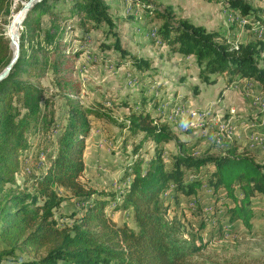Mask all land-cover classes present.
I'll return each instance as SVG.
<instances>
[{
  "label": "trees",
  "instance_id": "16d2710c",
  "mask_svg": "<svg viewBox=\"0 0 264 264\" xmlns=\"http://www.w3.org/2000/svg\"><path fill=\"white\" fill-rule=\"evenodd\" d=\"M142 5L152 17L161 18L156 29L162 44L173 53L193 56L202 82L214 84L220 76L228 87L237 78L255 80L264 95V37L251 38L256 22L264 27V9L254 8L249 0H210L226 5L244 20L245 42L230 41L225 32L209 30L170 10H160L151 0H130ZM11 0H0V71L11 58ZM106 24L115 40L102 41L120 57L129 56L137 69L148 66L121 46L107 0H39L30 7L19 32L20 56L9 74L0 81V264H205L192 257L205 248L200 230L191 238H181V222L168 216L162 193L170 189L175 201L184 196L201 201L208 190L213 203L212 215L222 209L228 223H242L251 229L256 198L264 197V155L248 146L231 142L214 153L211 146L199 155L194 146L178 140L167 122L150 110L129 111L119 124L131 134H141L132 148L129 183L117 197L86 187L81 180L83 150L89 132L90 116L101 117L97 108L72 103L65 95L69 112L63 130L56 137L55 153L39 174L16 182L23 152L30 146V135L46 132L55 117L52 96L42 84L79 92L73 78L71 59L79 55L69 45L75 28L85 32ZM196 90V88H195ZM174 141V150L165 145ZM145 142L153 151L144 157ZM148 150H145L147 153ZM70 197L93 198L70 225H60L56 210ZM220 206V207H219ZM219 207V208H218ZM129 209L133 226L117 224L107 210ZM218 225V224H217ZM221 228V225H218Z\"/></svg>",
  "mask_w": 264,
  "mask_h": 264
},
{
  "label": "rangeland",
  "instance_id": "374dc122",
  "mask_svg": "<svg viewBox=\"0 0 264 264\" xmlns=\"http://www.w3.org/2000/svg\"><path fill=\"white\" fill-rule=\"evenodd\" d=\"M107 1L116 25L112 31L116 29L118 32L121 46L143 58L148 66L137 69L129 56L120 57L118 50L104 48L102 41L110 44L115 40L106 24L89 32L76 27L72 33L81 35L83 39L71 40L69 47L80 53L69 64L75 68L73 78L79 84V92L52 86L49 83L50 72L42 79L47 95L53 98L55 117L48 131L30 135V146L23 152L15 174L17 183L41 173L55 153L56 137L63 130L69 112L62 92L71 97L72 103L92 106L103 114L101 117H89L81 180L86 187L114 192L117 197L129 183L125 171H129L135 158L132 148L141 137L140 133L131 134L119 126L129 111L125 103L136 112L148 109L159 116L176 132L178 140L194 146L195 155L208 146L218 153L221 147L231 142L248 146L256 154L264 155V95L258 82L237 78L227 87L220 76L214 84L202 82L193 56L173 53L162 44L156 32L161 18L152 17L141 4L130 0ZM249 1L254 8L264 9V0ZM25 2L11 0L10 22L6 28L8 36L14 18ZM151 2L160 10H170L177 17L189 19L206 29L223 31L230 41H246L244 20L222 3L210 0ZM251 30V38L264 37L262 24L256 22ZM259 62V66L264 68V54ZM174 145V141L166 144L167 152L174 150ZM152 149L153 144L145 142L139 152L148 157ZM145 150L148 152L145 153ZM58 190L66 196L56 210L60 225L72 224L88 202L101 198L79 199L70 197L62 188ZM162 198L168 205V216H175L181 222V238H191L192 234L199 232L201 220L206 222L198 233L206 246L193 259L205 264H264V197H257L254 201L251 229L242 223L232 225L222 217L218 221L217 217L223 216L224 211L222 208L218 215H212L213 203L208 190L200 196V202L184 196L175 201L170 189L162 193ZM107 214L117 224L126 222L133 226L129 209L113 212L109 208Z\"/></svg>",
  "mask_w": 264,
  "mask_h": 264
},
{
  "label": "water",
  "instance_id": "95a60500",
  "mask_svg": "<svg viewBox=\"0 0 264 264\" xmlns=\"http://www.w3.org/2000/svg\"><path fill=\"white\" fill-rule=\"evenodd\" d=\"M37 1L39 0H26V2L23 4L22 9L14 18V35H10L9 33L12 54L8 64L0 71V81L9 74L20 56L19 28H21L23 22L27 18L30 7L33 6Z\"/></svg>",
  "mask_w": 264,
  "mask_h": 264
},
{
  "label": "bare ground",
  "instance_id": "6f19581e",
  "mask_svg": "<svg viewBox=\"0 0 264 264\" xmlns=\"http://www.w3.org/2000/svg\"><path fill=\"white\" fill-rule=\"evenodd\" d=\"M14 30H15L14 25H12V26L10 27V29H9V33H10V35H14Z\"/></svg>",
  "mask_w": 264,
  "mask_h": 264
},
{
  "label": "crops",
  "instance_id": "0c3cea01",
  "mask_svg": "<svg viewBox=\"0 0 264 264\" xmlns=\"http://www.w3.org/2000/svg\"><path fill=\"white\" fill-rule=\"evenodd\" d=\"M254 134V133H253ZM252 146H254V143H252ZM254 149V147H252Z\"/></svg>",
  "mask_w": 264,
  "mask_h": 264
}]
</instances>
